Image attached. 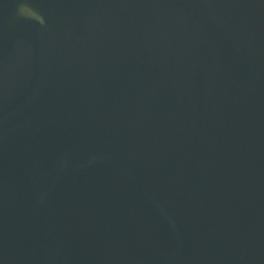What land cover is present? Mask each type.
<instances>
[{
	"label": "water",
	"instance_id": "95a60500",
	"mask_svg": "<svg viewBox=\"0 0 264 264\" xmlns=\"http://www.w3.org/2000/svg\"><path fill=\"white\" fill-rule=\"evenodd\" d=\"M0 264H264V0H0Z\"/></svg>",
	"mask_w": 264,
	"mask_h": 264
},
{
	"label": "trees",
	"instance_id": "16d2710c",
	"mask_svg": "<svg viewBox=\"0 0 264 264\" xmlns=\"http://www.w3.org/2000/svg\"><path fill=\"white\" fill-rule=\"evenodd\" d=\"M23 12H25L26 14H30V12L26 9H24Z\"/></svg>",
	"mask_w": 264,
	"mask_h": 264
}]
</instances>
